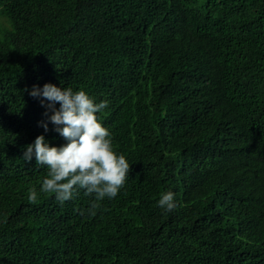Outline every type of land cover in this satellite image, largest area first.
Returning <instances> with one entry per match:
<instances>
[{"label":"trees","instance_id":"1","mask_svg":"<svg viewBox=\"0 0 264 264\" xmlns=\"http://www.w3.org/2000/svg\"><path fill=\"white\" fill-rule=\"evenodd\" d=\"M0 264H264V0H0Z\"/></svg>","mask_w":264,"mask_h":264}]
</instances>
